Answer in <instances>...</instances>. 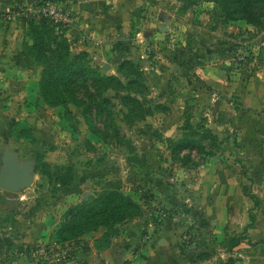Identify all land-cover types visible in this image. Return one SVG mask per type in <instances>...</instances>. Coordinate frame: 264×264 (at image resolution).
<instances>
[{
	"label": "rangeland",
	"instance_id": "1",
	"mask_svg": "<svg viewBox=\"0 0 264 264\" xmlns=\"http://www.w3.org/2000/svg\"><path fill=\"white\" fill-rule=\"evenodd\" d=\"M7 1V7H0V27L8 25V16L20 20L36 2ZM131 5L134 9L126 40L117 43L107 59L74 47L72 42L81 38L67 36L72 24L56 28L70 40L71 53L81 56L86 68L102 78H115L120 84L108 82L103 92L91 79L84 87H77L80 105L67 102L57 107L47 105L38 85L34 86L25 97L24 109L20 107L10 115L16 118L17 126L10 120L5 123L12 146L19 156L21 152L23 161L40 159L20 206L29 217V206L37 201L43 204L44 215L38 226L44 232L34 237L42 241L33 242L28 249L60 247L56 233L69 218L67 214L91 203L109 183L115 191L119 188L130 197L139 210L135 214L129 209L131 216L107 222L71 243L87 245L85 255L90 264L104 252L122 255L128 251L134 256L142 249V264H195L193 206L185 205L193 197V170L209 158L207 155L228 151L227 145L214 140L205 116L209 112L202 111L214 100L201 79L203 70L216 64L217 59L222 66L231 62L229 68L239 77L262 70L264 45L260 47L258 41L264 44V34L260 33L264 30V0L248 12L237 11L234 5L224 9L215 0H163L159 7L151 0ZM161 10L172 17L165 33L159 28ZM231 14L254 15L260 26H250L249 32L246 22L231 20ZM228 42L240 44L229 48ZM19 86L12 83L10 91L16 92ZM90 96L94 99H88ZM198 125L202 126L199 129L203 130L206 155L185 149L174 156L175 143L186 127ZM21 130L28 133L20 135ZM192 130L190 137H194ZM182 166L186 170L182 171ZM160 237L162 244L155 241ZM120 262L133 264L127 259Z\"/></svg>",
	"mask_w": 264,
	"mask_h": 264
},
{
	"label": "crops",
	"instance_id": "2",
	"mask_svg": "<svg viewBox=\"0 0 264 264\" xmlns=\"http://www.w3.org/2000/svg\"><path fill=\"white\" fill-rule=\"evenodd\" d=\"M144 1L151 0H57L56 4L75 18L67 36L75 39L79 35L81 39L72 45L107 59L114 46L126 40L131 4ZM152 1L157 7L163 2ZM6 4L7 0H0V7H7ZM8 21L7 26L0 27V152L6 145L17 149L12 146L5 123L10 120L17 126L16 118L10 115L20 107L24 109L25 97L41 76L40 65H30L24 54V24L15 15L8 16ZM247 31H251L249 25ZM260 33L264 34V30ZM232 44L228 42L229 48ZM258 44L264 45L260 40ZM218 63L219 59L203 70L201 79L209 86L214 100L202 111L209 112L205 115L209 129L218 144L227 145L228 151L225 156L217 151L207 155L209 158L193 170V197L185 205L193 206L195 264H264V67L255 74L239 77L229 68L231 62H224L225 66L222 61ZM12 83L20 85L16 92L10 91ZM19 158L24 162L21 152ZM16 196L18 199L14 200L13 195L0 189V264H34V255L18 248L28 249L33 242L41 243L34 237H41L44 232L38 226L44 215L43 204L37 201L29 206L28 217L20 210L27 196L23 192ZM25 219L30 221L25 223ZM155 241L164 242L161 237ZM143 253V249L134 256L128 251L122 255L104 252L93 258V264H121L125 259L142 264ZM81 258L85 260L83 264L91 263L87 255Z\"/></svg>",
	"mask_w": 264,
	"mask_h": 264
},
{
	"label": "trees",
	"instance_id": "3",
	"mask_svg": "<svg viewBox=\"0 0 264 264\" xmlns=\"http://www.w3.org/2000/svg\"><path fill=\"white\" fill-rule=\"evenodd\" d=\"M215 1L221 4L224 9L234 5L237 11L242 10V12L246 10L248 12L252 5L260 4V0ZM46 3H57V0H37L31 8ZM231 20L245 21L247 25L253 28H256L260 24L254 15L232 17L231 14ZM20 21L25 26V37L23 40L24 54L30 65L38 64L42 68L38 81V89L39 95L47 105L52 107L64 106L67 102L80 105L78 100H76L77 87L80 85L84 87L85 83H88L91 79L103 92L109 87L108 82L114 81L116 84H120L115 78H102L96 75L90 68H86V62H83L82 57L71 53L69 40L63 34H59V31L57 32L56 28L63 27L54 25L47 18L36 20L31 15L20 17ZM35 22H40V24L36 25ZM88 99L93 100L94 98L90 96ZM88 106L91 108L90 105ZM199 128H202V126L186 127L182 138L175 143L174 156L177 157V154L185 149L206 155L204 154L206 149L203 145L204 138L201 135V131L203 130ZM191 129L194 131V137H190L188 134ZM19 133L21 135L28 132L21 131ZM197 135L200 137L196 138ZM214 140L217 143L216 138ZM176 160L182 161L177 158ZM35 162L37 166L40 159H35ZM36 166L35 171L38 170ZM44 167L50 169L48 165L44 164ZM66 184L68 183H64V185ZM129 209L130 211L135 210V214L139 210L137 204L130 197L120 193L119 188L115 191L112 185L108 183L106 187L101 188L97 197L91 203L82 204L67 214L70 219L68 218L69 220L66 219L62 222L60 228L57 230V240L60 246H64L66 242L69 244L77 243L76 239L80 235L94 231L97 227L105 225L107 222L116 221L123 215L131 216ZM86 246L82 247V254L88 253ZM18 249L27 253L36 252L35 249ZM83 261L85 260L81 257L75 259L76 264H83Z\"/></svg>",
	"mask_w": 264,
	"mask_h": 264
},
{
	"label": "built area",
	"instance_id": "4",
	"mask_svg": "<svg viewBox=\"0 0 264 264\" xmlns=\"http://www.w3.org/2000/svg\"><path fill=\"white\" fill-rule=\"evenodd\" d=\"M31 15L36 20L49 19L54 25L64 28L75 23L74 16L63 10L58 4L46 3L28 9L23 16ZM22 16V17H23ZM82 246L67 244L60 247H37L34 254V264H76L75 259L80 258Z\"/></svg>",
	"mask_w": 264,
	"mask_h": 264
},
{
	"label": "water",
	"instance_id": "5",
	"mask_svg": "<svg viewBox=\"0 0 264 264\" xmlns=\"http://www.w3.org/2000/svg\"><path fill=\"white\" fill-rule=\"evenodd\" d=\"M158 20L162 22L159 25L161 32L165 33L172 17L167 16V13L161 10ZM0 162V189L10 193L13 195V199L17 200L16 195L31 187L34 181L36 162L35 160L21 162L18 149H11L7 145L0 152Z\"/></svg>",
	"mask_w": 264,
	"mask_h": 264
}]
</instances>
